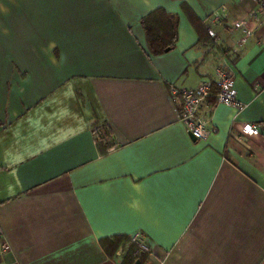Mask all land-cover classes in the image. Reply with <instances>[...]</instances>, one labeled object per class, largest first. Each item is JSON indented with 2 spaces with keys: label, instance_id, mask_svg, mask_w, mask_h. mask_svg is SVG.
<instances>
[{
  "label": "crops",
  "instance_id": "obj_1",
  "mask_svg": "<svg viewBox=\"0 0 264 264\" xmlns=\"http://www.w3.org/2000/svg\"><path fill=\"white\" fill-rule=\"evenodd\" d=\"M157 8L177 17V42L151 55L139 20ZM254 12L251 0H0V264H120L124 249L110 257L99 241L135 231L148 264H264ZM241 21L252 34L238 47ZM223 62L247 106L234 117L209 97L200 109L216 130L197 141L170 87L194 88ZM99 125L115 142L105 153Z\"/></svg>",
  "mask_w": 264,
  "mask_h": 264
},
{
  "label": "built area",
  "instance_id": "obj_2",
  "mask_svg": "<svg viewBox=\"0 0 264 264\" xmlns=\"http://www.w3.org/2000/svg\"><path fill=\"white\" fill-rule=\"evenodd\" d=\"M254 5L255 12L253 16L259 14L264 19V0H251ZM225 11L224 7H221L219 12H215L211 15L210 22L216 23L221 17L220 12ZM252 16V17H253ZM236 28L242 32V38L238 43V47H241L244 42L251 36L252 31L248 30L244 21L237 22ZM209 35L214 37V33L209 29ZM232 51H235L232 50ZM228 63L218 64L213 72L212 77L204 79L198 86L194 88H187L183 86L172 85L170 87L171 97L173 101L179 105L180 116L179 123L183 125L185 131L194 136L197 141H205L210 133L215 132V128L210 126L208 122L209 118L201 112V107L209 97H214L218 104L230 106L234 111V117H236L247 106L246 103L240 101L236 95L234 87V73ZM99 127H95L93 134L96 136ZM244 133L251 135L259 134V125L256 123H245L242 125ZM128 244L132 247V256L134 259L144 258L141 264H148V258L150 256L151 248L146 236L141 231H135L128 235ZM2 249L6 246L1 245ZM121 250V248H120ZM161 259L156 264H163Z\"/></svg>",
  "mask_w": 264,
  "mask_h": 264
},
{
  "label": "trees",
  "instance_id": "obj_3",
  "mask_svg": "<svg viewBox=\"0 0 264 264\" xmlns=\"http://www.w3.org/2000/svg\"><path fill=\"white\" fill-rule=\"evenodd\" d=\"M183 6V5H182ZM185 11H188L191 24L198 31V42L202 41L204 34L202 26L200 30V24L195 15L189 11V9L183 6ZM177 17L175 15L166 12L163 8H157L147 15L143 16L139 21L143 28L145 35L146 48L151 55H158L168 50L173 49L177 42ZM201 32V33H200ZM207 32V31H206ZM205 32V34H206ZM208 36V34H207ZM210 37V36H209ZM211 38H208L209 42ZM212 40V39H211ZM96 126V125H94ZM100 126V127H99ZM100 128L97 131V146L100 153H105L109 147L115 145L114 141H108L110 139L109 130L106 126L99 125ZM128 236L115 235L111 237L102 238L99 242L102 248L107 252L110 257H114L118 248H123L125 253L124 257L120 260V264H133L136 259L132 256V247L128 244ZM141 262L144 258H140Z\"/></svg>",
  "mask_w": 264,
  "mask_h": 264
},
{
  "label": "water",
  "instance_id": "obj_4",
  "mask_svg": "<svg viewBox=\"0 0 264 264\" xmlns=\"http://www.w3.org/2000/svg\"><path fill=\"white\" fill-rule=\"evenodd\" d=\"M166 50H168V49H166ZM189 136H190L192 139L194 138V136H192V135H190V134H189ZM194 139H195V138H194ZM133 264H141V260L136 259V260L134 261Z\"/></svg>",
  "mask_w": 264,
  "mask_h": 264
}]
</instances>
